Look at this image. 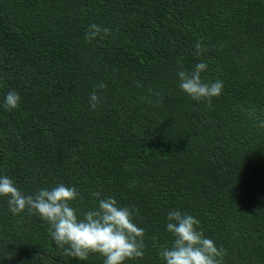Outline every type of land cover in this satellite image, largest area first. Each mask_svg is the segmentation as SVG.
I'll return each mask as SVG.
<instances>
[{"label": "trees", "instance_id": "obj_1", "mask_svg": "<svg viewBox=\"0 0 264 264\" xmlns=\"http://www.w3.org/2000/svg\"><path fill=\"white\" fill-rule=\"evenodd\" d=\"M92 24L110 34L86 39ZM201 62L223 84L211 103L179 87ZM262 124L264 0H0V176L25 195L75 187L78 215L97 191L128 207L145 249L126 264H166L171 210L199 220L223 264H264ZM103 261L65 256L0 197V264Z\"/></svg>", "mask_w": 264, "mask_h": 264}, {"label": "clouds", "instance_id": "obj_2", "mask_svg": "<svg viewBox=\"0 0 264 264\" xmlns=\"http://www.w3.org/2000/svg\"><path fill=\"white\" fill-rule=\"evenodd\" d=\"M100 33L110 34V30L92 24L86 39L93 40ZM195 49L197 55L203 50L200 43ZM206 68L201 62L191 72L179 71V87L192 100L211 103L214 97L221 95L223 84L221 81L205 83L201 73ZM99 87L102 89L106 85ZM89 100L90 108L95 110L99 104L95 91ZM19 103L16 91L6 94L4 107L7 110L17 109ZM92 196L96 199V207L78 215L72 206L79 198L75 187L60 184L51 190L44 188L25 195L8 176H0V197L7 198L9 211L16 215L27 210L39 215L49 225L52 239L65 256L86 261L90 255H98L104 258L103 264H126L142 259L145 231L134 222L133 212L111 196L102 198L99 191ZM166 230L173 237L171 246L159 253L166 264H223L226 250L205 237L199 220L193 215L169 211Z\"/></svg>", "mask_w": 264, "mask_h": 264}]
</instances>
